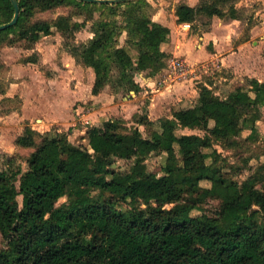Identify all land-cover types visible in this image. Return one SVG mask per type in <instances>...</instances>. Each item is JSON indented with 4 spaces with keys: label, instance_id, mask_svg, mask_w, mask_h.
Wrapping results in <instances>:
<instances>
[{
    "label": "trees",
    "instance_id": "trees-1",
    "mask_svg": "<svg viewBox=\"0 0 264 264\" xmlns=\"http://www.w3.org/2000/svg\"><path fill=\"white\" fill-rule=\"evenodd\" d=\"M18 1V22L0 31V49L5 43L33 49L43 36L53 33L54 26L63 32L75 28L66 16L54 24L32 21L40 11L66 3L99 4ZM229 3H181L178 22L225 17ZM122 4L135 6L127 11L129 46H117L116 23L104 20L96 23L95 37L84 46V60L96 74L94 94L108 84L115 66L123 81L137 90L130 73L153 75L167 63L162 44L169 40L171 29L147 15V0L101 3L113 10ZM230 10L236 13L233 6ZM14 15L12 0H0V25ZM130 49L138 51L137 58ZM199 93L196 105L161 118V129L151 137H144L139 129L121 132L119 122L107 120L89 128L87 146H77L66 134H42L27 126L18 143L37 148L20 185L17 174L0 170V233L8 243L7 249L0 248V264H264V221L257 220L254 209L257 205L264 213V192L256 188L264 179V167L261 175L239 183L228 182L219 167L206 162L217 156L214 138L230 140L244 125H256L264 103V81L252 78L248 90L237 88L226 99L206 84L199 86ZM186 129H202L205 135L184 133ZM154 152L168 154L161 175L145 164ZM115 159L133 160V165L121 172L112 167ZM204 180L210 187L201 186ZM207 198L222 201L219 214L193 215ZM62 199L66 200L60 203Z\"/></svg>",
    "mask_w": 264,
    "mask_h": 264
},
{
    "label": "rangeland",
    "instance_id": "rangeland-1",
    "mask_svg": "<svg viewBox=\"0 0 264 264\" xmlns=\"http://www.w3.org/2000/svg\"><path fill=\"white\" fill-rule=\"evenodd\" d=\"M147 2L149 6L145 7V12L151 19H153L159 8L161 9L163 7L165 8L166 13L172 14L173 9L176 8L177 10L178 5L181 3L194 4L197 6L202 0H147ZM232 6L235 9V14L233 13L234 11L232 12V10H230ZM134 8L135 6L128 4L119 5L113 10L110 7L101 5V3L89 6H84V4L66 3L50 10L38 12L32 18V21L43 20L54 24L59 17L66 16L69 18L71 24L75 25L73 30L63 32L54 26L53 33L51 35L43 36L35 44L33 49L12 47L6 43L2 45L0 49L1 63L3 64V67L0 69V170H6L14 175L17 174V185H20L21 176L28 169V159L30 155L37 148L26 147L18 143V139L25 133L27 126L32 127L42 134H52L54 132L66 134L68 139L77 146L88 145L89 140L87 132L89 128L93 126L88 127L87 125L84 128V119L77 120L76 118H72V124L69 125L68 120L63 122L64 124H61L64 127L62 131L60 126L58 128L50 126L45 129V125L42 126V123L39 124L34 116L35 113L38 112L35 105L41 102L38 96L41 95L43 96L42 99H45V94H43L42 91L39 93H33L31 88L27 89L25 91L27 97L26 103L24 102L25 100L21 98V92L11 98L2 97V94L6 93L7 89L10 88L14 76H19V73L17 74L15 71H13L15 73L14 76L13 73H11L10 69L12 68V62L19 61L28 64L30 63L29 60H35V62L31 63H37L38 66L35 68L36 70L40 69L42 74L48 77H56L58 80H67L68 83H73L74 85L78 84V91L72 96L73 103L70 110L72 111V114L76 113L84 115V81L88 84L92 80L93 88L96 81L94 68L84 60V46L89 44V42L95 37L93 31L96 27V23L104 20L116 23L117 46L128 47L129 28L126 22L127 11ZM225 10L227 12L226 16L219 17V19L225 21H235L237 19L243 22V28L240 35H236L235 37V40L237 41L234 45L235 47L240 45V43L246 38L250 39L252 37V35H250V28L252 25H258L256 30H254V35L255 38L263 41L262 49L259 48L258 54L253 57V61L248 65H252L251 67L256 71L259 70L260 77L257 78L264 81V0H230V3L225 7ZM232 15H235L236 18L232 17ZM211 24L212 17L199 16L192 24V32L198 33L200 29H208ZM10 36L12 37L13 35ZM170 38L171 35L169 39ZM223 51L231 53L232 49L229 45L223 44ZM130 52L134 58H137L138 51L136 49H130ZM174 54L182 55L185 63L184 69L178 70L177 72L172 68ZM255 58L262 60L258 63V70L255 69L257 64ZM203 59L204 60H202L201 63H198V66L195 65L197 67L194 68L196 73H198V78L196 79V81L199 82L198 88L201 84L207 82L215 94L223 99H226L229 94L237 88L248 90L252 78H256L241 71L232 73V71H228L226 68H213L212 64L206 61V57ZM238 60V57L232 59V62H234L233 64L238 65V67L235 65L237 68L241 67L240 63H237ZM188 67L190 68L191 65L187 61L186 56L183 55L179 47L176 48L172 55L168 54L165 66L167 73L161 82L165 84L166 82L175 83L176 81H179ZM130 74L133 76V80L136 83V78L139 79L136 75L139 73L132 72ZM38 80L39 82H42L37 78L36 81ZM39 82H37V85H39L38 87H40L41 84ZM104 90L115 92L118 94L117 100H121L124 97L129 98V96H132L133 92L139 93L140 86L138 85L136 90L132 85L128 84L127 81H123L120 69L115 66L108 78V84L101 87L100 93ZM49 96V93H47L46 97L48 98ZM91 103H86L85 106L89 107V109L87 108V111L92 108ZM148 114V110L144 108L140 113H137L129 119H125L120 115H117L118 117H105L103 121H99V123L97 122L95 126H101L106 120H116L119 122V130L121 132L129 133L135 129H139L144 137H151L155 130L161 129L159 123L161 118L158 117L152 121L149 119ZM259 114L260 117L256 125H244L243 131L238 136H235L230 140L213 139L214 149L217 151V156H211L206 162L210 166L219 167L228 182L237 181L239 183H245L250 181L251 177L263 173L264 103L259 106ZM184 133L205 135V131L202 129H186L184 130ZM38 142H41V138H38ZM206 151L212 152L210 149H207ZM178 154L181 155L180 153ZM167 158V153L154 152L145 158V164L147 165L148 170L158 172L161 175L163 174L162 168L166 164ZM179 158L181 159L180 156ZM132 165L133 160L115 159V164L112 167L118 171L126 172L131 169ZM256 184V188L259 191L264 192V179H260ZM210 185L211 183L208 180L201 182L203 188L210 187ZM97 193L98 191L93 192L94 195ZM19 200L22 202V196L19 197ZM65 200L66 199H62L60 203L65 202ZM137 207L146 209L145 205L137 204ZM221 208V200L207 198L203 203H200V209H195L192 213L196 216L202 214L217 216L221 211ZM254 209L258 210L257 220L264 221V213L261 212L259 206H254ZM0 248H8V243L1 233Z\"/></svg>",
    "mask_w": 264,
    "mask_h": 264
},
{
    "label": "crops",
    "instance_id": "crops-1",
    "mask_svg": "<svg viewBox=\"0 0 264 264\" xmlns=\"http://www.w3.org/2000/svg\"><path fill=\"white\" fill-rule=\"evenodd\" d=\"M189 5L195 6L194 4ZM153 20L168 26L172 32L171 38L162 44V50L172 55L175 49L179 47L191 65L179 81L163 84L161 81L167 73L165 68L153 75L149 74V72H140L136 75L139 77V79L136 78V83L140 86L139 93L132 91V96H129V98L124 97L121 100H117L118 94L108 90L94 94L92 80L88 84L84 81V115L72 114L70 110L73 103L72 96L77 93L78 84L74 85L73 83H68L67 80H58L56 77H48L42 74L40 69L36 70L37 63L30 62L25 64L14 61L10 71L13 76L15 73H19V76H14L10 88L7 89L6 93L2 94V97L11 98L17 93L24 91L20 95L26 103L25 91L27 89L31 88L33 93L42 91L45 94V99H42L43 96L41 95L38 96L41 104L35 105L38 111L34 115L35 119H37L39 124L42 123V126L45 125V129L50 126L57 128L60 126L62 131L64 127L61 124H64L63 122L67 120L69 125L72 124V118L77 120L84 119L85 128L87 125L88 127L95 126L97 122L103 121L105 117H118L117 115H120L125 119H129L140 113L144 108L149 112V119L154 121L158 117H172L174 111L194 106V104L198 103L200 94L199 82L196 81L198 73H196L194 68L204 60V57L207 58L206 61L208 63L212 64L213 68H226L232 73L241 71L252 77H260L258 63L262 60L255 58L257 63L255 69L258 71L254 70L251 67L252 65H248L253 61V57L258 54L259 48L262 49L263 41L258 40L254 35V30H256L258 25H252L250 28V35H252L250 39L246 38L240 45L235 47L234 45L237 43L235 37L240 35L243 28V22L237 19L235 21H225L214 16L212 17L210 28L200 29L198 33L192 32V24L178 22L176 8L173 9L172 14L166 13L163 7L159 8ZM223 44L229 45L232 52H224ZM234 57H238L237 63H240L241 67L237 68L238 65L235 64L236 67L233 64L232 59ZM37 78L42 82L36 81ZM37 82L41 83L40 87H38ZM205 84L210 86L207 82ZM47 93L50 95L48 98L46 97ZM89 102H92V108L87 111L89 107L85 105Z\"/></svg>",
    "mask_w": 264,
    "mask_h": 264
},
{
    "label": "water",
    "instance_id": "water-1",
    "mask_svg": "<svg viewBox=\"0 0 264 264\" xmlns=\"http://www.w3.org/2000/svg\"><path fill=\"white\" fill-rule=\"evenodd\" d=\"M84 2H90V3H110V4H114V3H120L123 2L125 0H81ZM14 6H15V15L14 18L12 19V21H10L9 23L6 24H2L0 25V31L1 30H5L9 27H12L14 25L17 24L19 16H20V5H19V1L18 0H12Z\"/></svg>",
    "mask_w": 264,
    "mask_h": 264
},
{
    "label": "built area",
    "instance_id": "built-area-1",
    "mask_svg": "<svg viewBox=\"0 0 264 264\" xmlns=\"http://www.w3.org/2000/svg\"><path fill=\"white\" fill-rule=\"evenodd\" d=\"M175 56L173 57V62H172V68H174L175 72H177L178 70L184 69V59L182 57V55H177L174 54Z\"/></svg>",
    "mask_w": 264,
    "mask_h": 264
}]
</instances>
